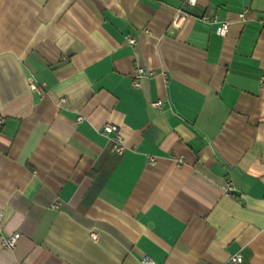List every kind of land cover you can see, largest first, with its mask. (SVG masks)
Listing matches in <instances>:
<instances>
[{"label": "crops", "instance_id": "obj_1", "mask_svg": "<svg viewBox=\"0 0 264 264\" xmlns=\"http://www.w3.org/2000/svg\"><path fill=\"white\" fill-rule=\"evenodd\" d=\"M183 1L0 0V264H264V0Z\"/></svg>", "mask_w": 264, "mask_h": 264}, {"label": "built area", "instance_id": "obj_2", "mask_svg": "<svg viewBox=\"0 0 264 264\" xmlns=\"http://www.w3.org/2000/svg\"><path fill=\"white\" fill-rule=\"evenodd\" d=\"M184 5L186 6H190V7H194L197 4V0H184L183 1ZM248 10L245 9L243 12L239 13V18L244 21L246 14H247ZM189 15V12L184 10V9H179L177 11V13L175 14V16L173 17L172 20V25L174 27H177L180 22L186 18ZM199 19L204 22V23H208V24H213L214 25V32L217 35H225L228 31V27H229V23L225 20H220L216 15H207V14H202ZM263 25H264V21L263 20H259ZM125 40L130 44V45H135L136 44V39L133 37H130L128 35L125 36ZM152 71H149L148 69L137 65L135 67V70L133 72L132 75V85L135 88H140L141 84H142V79L151 75ZM29 86L30 89L33 91L38 90V86L35 84V82L33 81L32 78H29ZM152 107L160 109L162 107V101L161 100H157V101H153L150 103ZM82 117L79 116L77 118V121H81ZM3 119L0 118V125L2 124ZM100 132L108 139L109 141V145H110V152H112L115 155H122L125 150L127 149V146L125 144V140L123 138V136L121 135L119 128L117 125L113 124V123H104L100 129ZM151 161H153L152 158H150ZM178 165H180L182 163V159H178L177 160ZM224 190L226 191V193H232L233 192V185L232 182L230 180H226L225 184H224ZM1 219V216H0ZM19 233H13V234H9V235H4L2 233H0V247L1 248H8V249H12L15 247L18 239H19ZM98 237V234L96 232H90V238L92 240H96ZM242 259V256L240 254H236L230 257L228 264H233V263H237L240 262ZM140 264H156V262L148 257V256H144L142 257V259L140 260Z\"/></svg>", "mask_w": 264, "mask_h": 264}]
</instances>
